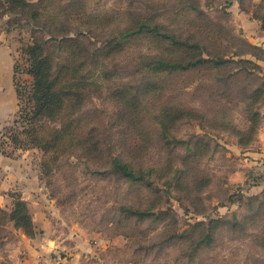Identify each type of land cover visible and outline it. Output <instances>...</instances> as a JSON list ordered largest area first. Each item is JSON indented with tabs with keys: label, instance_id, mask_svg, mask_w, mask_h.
I'll return each mask as SVG.
<instances>
[{
	"label": "rangeland",
	"instance_id": "1",
	"mask_svg": "<svg viewBox=\"0 0 264 264\" xmlns=\"http://www.w3.org/2000/svg\"><path fill=\"white\" fill-rule=\"evenodd\" d=\"M73 34L52 160L12 132L16 87L28 47ZM0 207V264H264V0H0Z\"/></svg>",
	"mask_w": 264,
	"mask_h": 264
},
{
	"label": "trees",
	"instance_id": "2",
	"mask_svg": "<svg viewBox=\"0 0 264 264\" xmlns=\"http://www.w3.org/2000/svg\"><path fill=\"white\" fill-rule=\"evenodd\" d=\"M140 26L145 27L144 25ZM80 36V34H73V37L63 35L57 38L49 35V40L44 44L28 47L26 52L31 60L29 71L32 78L31 87L29 89L16 87L18 110L13 122L12 130L14 131L12 132L19 129L18 134H26L29 142L41 149L44 154L50 155L52 160L56 159L55 154L60 149L62 151L65 148L64 146L67 147L71 141L68 132L71 131L70 127L73 128L74 124L76 125V117H78L77 115L82 106V93L78 82L72 84L70 88L66 83H62L63 76L68 71V66L61 61L56 64L55 58L51 56L49 50L55 48L58 55H70L72 54L71 49H79ZM206 56L209 58L208 53ZM75 59L77 60V58ZM205 62L206 60L203 57H199L196 61L187 65H180V63L168 64L165 61H160L155 66V70L174 71L183 69L185 71L197 68ZM80 71L81 66L78 65L71 72L74 76H77ZM71 90L73 94H70ZM69 97L74 99L70 105H68L71 102L68 99ZM80 142L76 139L78 146L83 143ZM114 166L123 175L132 177V180L136 181L134 178L137 176L134 175L129 165L122 164L119 159H114ZM9 220L14 223L16 229L23 230L28 236L34 235L32 218L23 201L13 204Z\"/></svg>",
	"mask_w": 264,
	"mask_h": 264
},
{
	"label": "crops",
	"instance_id": "3",
	"mask_svg": "<svg viewBox=\"0 0 264 264\" xmlns=\"http://www.w3.org/2000/svg\"><path fill=\"white\" fill-rule=\"evenodd\" d=\"M0 208H2V207H0Z\"/></svg>",
	"mask_w": 264,
	"mask_h": 264
}]
</instances>
